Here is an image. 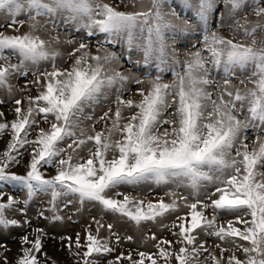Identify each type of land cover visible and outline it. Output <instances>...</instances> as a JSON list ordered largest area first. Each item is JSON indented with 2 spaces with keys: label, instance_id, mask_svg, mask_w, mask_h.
<instances>
[{
  "label": "snow or ice",
  "instance_id": "obj_1",
  "mask_svg": "<svg viewBox=\"0 0 264 264\" xmlns=\"http://www.w3.org/2000/svg\"><path fill=\"white\" fill-rule=\"evenodd\" d=\"M129 3L131 10L107 0H0V90L14 112L8 121L0 111V138L10 137L0 151V228L30 225L27 206L45 193L52 220L63 219V197L65 207L89 203L175 237L149 227L144 239L155 253L106 260L111 237H121L112 223L100 237L105 224L93 216L83 244L79 233L61 237L75 264H264V0ZM25 154L24 173L11 171ZM146 184L164 186V195L121 190ZM32 231L13 264H55L42 252L44 229ZM210 238L219 256L206 247Z\"/></svg>",
  "mask_w": 264,
  "mask_h": 264
},
{
  "label": "rangeland",
  "instance_id": "obj_2",
  "mask_svg": "<svg viewBox=\"0 0 264 264\" xmlns=\"http://www.w3.org/2000/svg\"><path fill=\"white\" fill-rule=\"evenodd\" d=\"M107 2L113 4L114 6L119 5L120 10H131V3L129 0H125L124 3H121V0H107ZM148 0H145V4H147ZM127 5V9L125 7ZM177 11H180L177 8ZM183 16V14H182ZM257 18L254 14H248L249 21H255ZM6 21L0 19V24H5ZM6 31H11V29H5ZM21 31L26 30V25L21 27ZM222 34L225 36H229L230 33L227 30H222ZM63 35V34H62ZM61 51H68V46L61 45ZM119 51V48L114 49ZM183 46L181 45V59L183 58ZM133 59L141 60L143 59L142 54H138L135 51L132 53ZM12 62H15L14 60ZM124 68H128L126 60L123 62ZM155 75V70L152 72ZM165 81L171 80V72L165 71L162 73ZM11 82L15 85L22 86L24 83L23 78L13 77ZM34 95L35 92L33 91ZM16 98H19L22 93L16 92ZM0 99L7 101L6 103L0 104V111L5 113L3 119L11 121L14 119V112L11 110V98L7 96V94L0 90ZM101 109L97 107V113H99ZM99 127H103V125H99ZM10 137L8 135H4L0 138V151H2L6 147V143ZM29 157L28 155H24L22 159H20V164L18 166H13L10 170L17 172L19 174H23L25 171L24 165L27 163ZM55 174V170L53 168L47 169L46 175ZM122 191H128L131 195L141 196L146 199H156L160 196L164 195L165 187L164 186H156L154 184H146L141 186L138 190L133 191L132 189H121ZM3 191L6 193H10L14 197L18 199H23L25 196V192L19 188H4ZM50 198V194L45 193H37L33 196L31 202L27 206V218L30 219V225H23L22 227H8V228H0V264H4L3 257H7L9 264H13L14 260L19 254V249L21 247L20 238L21 236L27 234L30 239L34 238L35 233L32 231L34 228H42L44 229V235L41 236L43 248L42 252L46 253L48 257L51 258V261H55V264H75L74 258L70 255L67 250L66 241H62L61 237H72L73 241L75 240V236L77 233L80 234L82 244L85 242V228L89 225L92 226L93 231H95V224L92 222V217L96 216L98 219L102 217V223L105 224L104 228L100 230V237H108L109 232L106 228L107 223L113 224V233L119 235L121 240L119 243L116 242L115 235H113L110 239V244L113 247L114 251L106 256V260L114 259L116 256L120 255L122 252L126 257L127 254L131 251L132 258H137L138 251H146L150 253H155L157 250L153 247L154 241L151 239L145 240L144 235L148 233L151 235V232H155L157 236H163L169 240H175V237L171 234V232H166L159 225H151L145 227H136L127 223L125 220L118 219L113 215H103L99 211V209L95 208L92 204L84 203L80 204L78 201H74L68 207L64 206L63 197H61L57 201V208L59 209L58 214L63 217L60 220H52V213L48 211V200ZM168 197H165V200H168ZM7 196L4 197V201L6 202ZM43 212L44 217H48L45 219L43 217H39L38 213ZM9 218L20 219L21 221L24 217H21L18 212L9 211L7 213ZM165 223H170V221H165ZM151 228V232L148 231V228ZM125 236L133 237L132 240L123 239ZM217 241L215 238H210L208 240V244L206 247H210L211 250L215 252L217 256L220 255L219 248L215 247ZM62 244H65V247H62ZM73 250L74 244H73ZM207 255V253H205ZM228 253H225V258ZM239 256L240 254L237 253ZM43 259V256H41ZM203 259V256L201 257ZM119 264H129L127 259H122Z\"/></svg>",
  "mask_w": 264,
  "mask_h": 264
}]
</instances>
